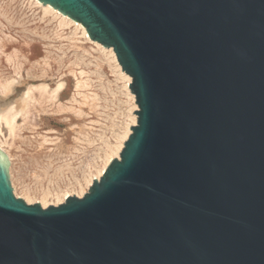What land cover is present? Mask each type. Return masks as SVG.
<instances>
[{
  "label": "water",
  "instance_id": "1",
  "mask_svg": "<svg viewBox=\"0 0 264 264\" xmlns=\"http://www.w3.org/2000/svg\"><path fill=\"white\" fill-rule=\"evenodd\" d=\"M111 48L137 120L81 197H15L0 264H264V0H38Z\"/></svg>",
  "mask_w": 264,
  "mask_h": 264
},
{
  "label": "rangeland",
  "instance_id": "2",
  "mask_svg": "<svg viewBox=\"0 0 264 264\" xmlns=\"http://www.w3.org/2000/svg\"><path fill=\"white\" fill-rule=\"evenodd\" d=\"M41 5L35 0H0V110L9 103L15 105L27 88L41 83L53 89L57 81H63L65 90L59 100L47 102L34 90L36 100L44 103L30 104L28 116L14 120L13 133L0 120V150L9 161L15 197L41 204L38 197L28 201L25 190L58 192L61 199L55 194L47 197L46 207L62 203L65 196L81 197L87 192L91 184L80 189L75 179L81 180L89 170L97 174L94 167L104 149L114 144L128 115L135 114V96L133 100L126 88L127 78L119 74L109 55L89 42L79 27L61 22L59 15ZM6 55L12 56L10 61ZM6 80L13 82L9 98L1 88ZM79 82L86 87L78 88ZM58 104L67 108L57 111ZM115 156L109 160L119 154ZM64 164L70 169L54 175L51 182L43 178L44 172L52 174Z\"/></svg>",
  "mask_w": 264,
  "mask_h": 264
},
{
  "label": "bare ground",
  "instance_id": "3",
  "mask_svg": "<svg viewBox=\"0 0 264 264\" xmlns=\"http://www.w3.org/2000/svg\"><path fill=\"white\" fill-rule=\"evenodd\" d=\"M35 2L36 3H40L38 0H35ZM41 6L44 7L45 11L54 12L57 15H59V17L61 19V22L72 23L73 25L79 27L81 29L82 35H84L85 38L89 42H91L92 44L96 45L97 49H99L100 51L105 53V55H109L110 56V60L115 62V66L117 67L119 74H121L122 76H125L127 78L128 82L126 84V88L130 91V89H129L130 76L127 75L124 71H122L119 63L116 60L115 54H114V52H113V50L111 48H105L101 44L89 39V37H88V35L86 33V30L84 29V27L81 24L71 20L70 18H68L67 16L61 14L60 12H58L55 9H53L51 6H49L47 4L46 5L42 4ZM2 16L6 17L4 14H2ZM5 57H6L7 61H10L11 58H12V56H10V55H6ZM46 76L48 77L49 75H46ZM40 77H43V74L40 75ZM44 80L46 81V79H44ZM48 80L52 81L53 78H50ZM82 81H83V79H82ZM12 83H13L12 81H7L6 80L5 84L1 86L2 91L6 95V98L10 97L9 93H11V91H12V89H11L12 88V85H11ZM86 85L87 84L85 82H79V83H77L76 86L78 88H81V87H86ZM34 90L37 91V94H39V97L44 102H47L49 100H52V101L56 100V99L59 100L61 98V95L63 94V91L65 90V87H64V82L63 81H59V82L57 81V84H56V86L53 89L49 88L46 83H41L38 86L29 87L22 94V96L20 98V101H18V103H16L15 105L12 104V103H9L3 109H1L0 110V120H4V123L9 126L10 133H13L15 131V129H16V125L14 123V120L18 116L24 117L25 114H27V116H28V113H29L28 109L30 108V104H34V102H38L39 105H42L44 103L42 100L41 101L36 100V98H35V94L36 93L34 92ZM130 93H131V91H130ZM76 95H79V93H77ZM74 97L75 96H72V101H76ZM131 98L134 100L133 93H131ZM57 107H58L57 111H63L65 108H67L63 104H58ZM134 107H135V111H137L138 107H137L136 103H135ZM68 108H70V107H68ZM128 118H129V120H128L127 124L122 125L121 128H120V131L116 134L114 144H112V145L108 146L106 149H104L103 155L101 156L100 163L94 167L95 170H97L96 171L97 174L92 175L90 173V170H89L87 173L83 174L81 180L75 179L76 180L75 183L79 186L80 189H83V187H84L83 185L89 186L91 184V182L93 181V179H97L99 176L102 175V173L104 172L105 168L107 167L108 162L110 161L109 159H110V157L112 155L118 156L119 151H120V149H121V147L123 145V139H125L130 134L129 123H131L132 125H134L136 123V114L128 115ZM69 169L70 168H69L68 164L60 165L56 169H54V173H52V174L50 172H44L43 173V178H46L47 181L51 182L54 175H58L59 176L60 174L63 173V171L69 170ZM57 193L52 192L48 188L47 189H43L40 193H37V190H35V189L27 188L25 190V194L27 196V200L30 201L31 199L36 198V197L41 198L43 202L40 205L42 207H45V199L47 197L51 196V195L55 194L57 199H61L59 197V194H57ZM66 194H67V192L65 191L63 193V195H66ZM65 198H66V196L63 197V199H65Z\"/></svg>",
  "mask_w": 264,
  "mask_h": 264
}]
</instances>
